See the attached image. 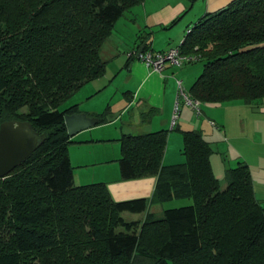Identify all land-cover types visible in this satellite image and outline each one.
Here are the masks:
<instances>
[{
    "label": "trees",
    "instance_id": "16d2710c",
    "mask_svg": "<svg viewBox=\"0 0 264 264\" xmlns=\"http://www.w3.org/2000/svg\"><path fill=\"white\" fill-rule=\"evenodd\" d=\"M143 1L0 0V123L28 121L40 141L0 178V264H264V202L250 168H226L221 189L201 130L180 131L185 160L172 165L162 164L166 130L121 136V178L156 176L149 198L116 201L104 182L74 183L64 115L77 104L61 105L105 73L103 44ZM148 35H138L142 51ZM179 49L202 62L192 99H264V0L205 13ZM172 199L191 203L142 220L122 216Z\"/></svg>",
    "mask_w": 264,
    "mask_h": 264
},
{
    "label": "crops",
    "instance_id": "0c3cea01",
    "mask_svg": "<svg viewBox=\"0 0 264 264\" xmlns=\"http://www.w3.org/2000/svg\"><path fill=\"white\" fill-rule=\"evenodd\" d=\"M230 1L196 0L191 4L188 0H144L117 20L115 27L120 23L119 29L115 30L114 27L112 35L103 45V50L101 49L103 59L109 60L105 73L80 88L83 90L80 100L88 102L82 112L91 117H96L99 112L106 113L107 121L96 122L71 136L68 153L75 185L104 182L116 201L149 198L156 183V176L121 178L119 159L120 138L123 134L138 135L166 130L163 165L184 162L181 130H201L204 138L210 143H217L218 139L224 138L223 135L226 137L225 131L220 128V125L225 123L218 117L219 110H224V113L226 109L236 111L246 108L247 104L241 101L201 103L202 113L195 115L181 97L177 98V81H181L184 92L188 94L190 86L200 73L198 67L192 64L179 67L166 65L162 71H155L131 53L138 51V35L141 33H149L146 37V50L152 53L179 47L187 29L192 27L198 18L226 6ZM107 95L108 98L105 99ZM100 101L105 103L92 105ZM176 101L178 117L172 127ZM202 116L206 119H201ZM210 162L214 172L211 156ZM217 166L219 167L218 163ZM251 177L255 197L264 202V193L261 198L257 195L258 188L264 189V173L254 174L251 171ZM153 205L145 212H124L122 216L129 217L130 220H142L146 212L158 216L162 213V206L155 209Z\"/></svg>",
    "mask_w": 264,
    "mask_h": 264
},
{
    "label": "rangeland",
    "instance_id": "374dc122",
    "mask_svg": "<svg viewBox=\"0 0 264 264\" xmlns=\"http://www.w3.org/2000/svg\"><path fill=\"white\" fill-rule=\"evenodd\" d=\"M120 25V23L117 24L115 30H118ZM105 43H107V41ZM105 43L103 45H105ZM107 60L108 58L105 60L106 65L108 63ZM189 64L198 67L199 72L201 71L202 62L194 61L193 63H187L186 65ZM119 80L120 78L118 81ZM82 97L83 90L79 89L70 98H68L61 105V107L71 106L70 104H77V112H82V110L86 109V106L88 105L87 101L80 100ZM107 98L108 95L105 99ZM104 103H101L100 101V103L97 102L96 104L92 105H103ZM223 111L221 109L219 110L218 117L221 120L223 119L225 123L224 125H220V128L223 132L225 131L224 134H226V137L223 135V139H218L217 143H211V148L213 150L211 158L214 167V174L220 181L221 189L225 188L227 184L224 176L225 169L236 166L238 161L244 160L249 165L252 173L254 174L264 173V99L259 100L258 103L247 104L246 108H240L236 111L227 109L225 110V113ZM201 119L206 118L202 116ZM216 121L218 122L219 120L216 119ZM216 162L218 163L219 167L217 166ZM256 184L259 185L258 182H256ZM263 193L264 189H257V195L259 198L262 197ZM190 203L191 199H172L163 204H157L153 206L155 209H159L161 206L162 209H165L184 206ZM161 215L162 213L158 216ZM126 218L127 220H130L129 217Z\"/></svg>",
    "mask_w": 264,
    "mask_h": 264
},
{
    "label": "water",
    "instance_id": "95a60500",
    "mask_svg": "<svg viewBox=\"0 0 264 264\" xmlns=\"http://www.w3.org/2000/svg\"><path fill=\"white\" fill-rule=\"evenodd\" d=\"M143 45L137 54L141 53ZM98 119L84 112L64 115V122L70 136L94 125ZM40 141L28 121L16 119L0 123V178L5 177L29 158Z\"/></svg>",
    "mask_w": 264,
    "mask_h": 264
},
{
    "label": "built area",
    "instance_id": "2783aa9c",
    "mask_svg": "<svg viewBox=\"0 0 264 264\" xmlns=\"http://www.w3.org/2000/svg\"><path fill=\"white\" fill-rule=\"evenodd\" d=\"M131 55L136 56L137 59H139L145 64V66L150 67L155 71H162L166 65L179 67L181 65L197 60V56L183 54L180 51L179 47H171L165 51L156 53H152L149 50H145L137 54L136 51H133ZM178 97H181L184 104L189 106L195 112L196 115H200L202 113L200 108L201 102L197 99H192L188 96L187 93L184 92L181 81H177V98ZM177 112L178 101L175 102L174 106V114L172 116L171 121L172 127L175 125L176 119L178 117Z\"/></svg>",
    "mask_w": 264,
    "mask_h": 264
}]
</instances>
